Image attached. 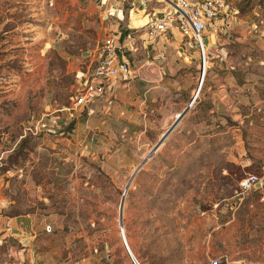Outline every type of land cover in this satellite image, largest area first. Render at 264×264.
<instances>
[{"label":"rangeland","instance_id":"1","mask_svg":"<svg viewBox=\"0 0 264 264\" xmlns=\"http://www.w3.org/2000/svg\"><path fill=\"white\" fill-rule=\"evenodd\" d=\"M102 1L0 0V264H133L127 234L136 238L145 215L150 227L152 212L161 222L152 240L149 228V238L137 237L144 253L183 249L196 264H264V0H223L221 28L205 30L224 52L179 119L199 84L188 63L170 72L164 111L95 145L70 140L67 124L64 147L57 132L29 125L48 103L69 105L71 69L100 44L98 12L127 4ZM40 4L61 10L48 33L58 41L41 55L32 41ZM121 16L127 22V11ZM169 126L163 148L140 164ZM248 174L260 185L241 189Z\"/></svg>","mask_w":264,"mask_h":264},{"label":"crops","instance_id":"2","mask_svg":"<svg viewBox=\"0 0 264 264\" xmlns=\"http://www.w3.org/2000/svg\"><path fill=\"white\" fill-rule=\"evenodd\" d=\"M40 7L39 14L41 19L37 21V30L32 31L34 37L37 36V38L32 41H38L40 47L42 46L41 50H39L41 55L49 48H52L58 41L57 39L50 40L48 33L51 29L56 30L59 27L61 10L56 8V6L52 7L49 5L47 7L43 6V4H40ZM121 9L120 5L114 4L113 7L109 6L104 9L102 14L98 12L100 23L98 24L99 32L97 34L98 36L99 33L101 35V38L98 39L101 44L102 39L109 36L118 37L121 40L122 34L126 29H130L133 32L132 35L135 38L134 46L130 51L126 52V57L130 63V74L125 78L118 77L110 81L104 88L102 98L96 99L83 107L74 106L72 102L75 94L82 88L83 77L92 68L99 53L100 44L96 45L91 54L87 53L90 55L89 63L84 66L71 67V71L74 74V85L73 94L69 96V105L65 107L59 104L56 107V102L48 103L46 105L48 109H45L38 118L30 122V128L32 127L34 130L40 129L43 134L51 133L55 135L57 132L55 140L64 141V147L65 143H69V139L62 137L61 133L62 127L67 124L72 126L70 129L71 133L68 134L70 140L80 136L85 143L91 142L93 145L105 140L109 141L112 136L119 135L120 137L127 130L132 131L130 124L140 122L142 119L141 115L144 116L148 111H152L154 114L164 111L166 103H163L160 97L162 93L172 88V82L168 81L170 72L174 71V69L177 70L179 66L182 67L186 63L190 66H195L197 69V50L190 40L180 36L179 39L176 37V40H174L170 37L172 33L156 34L153 39H150L146 36L148 27L144 26V24L141 25L142 20L133 19L131 21L132 27L129 25V18L125 23L120 22L122 20L121 14L126 12V9H123L124 11ZM139 16V18H146L144 15ZM101 21H104V24ZM122 26L125 28L122 29ZM58 36L59 33H57ZM26 62L29 63V56L26 57ZM27 65H29L27 69V72H29L31 64ZM176 88L179 89V87ZM196 92L193 94L194 97ZM194 97L187 102L186 106L192 104ZM185 107L179 112L182 116L187 110ZM169 129H171V126L166 128L167 135V132L161 133L151 147L150 151L152 152L149 151L150 153L163 148L168 135L173 133L172 129L171 131ZM259 185L255 184L254 187ZM147 217L145 215L143 217L144 222L138 223L136 238H133L129 232L127 234L130 250L135 257V262L131 261L133 264H196V260L191 258L190 252L183 249H152L150 253H144L143 249L139 247L137 237L140 240L143 237L149 238L145 234L149 228L152 240L154 238L152 233L159 228V222H161L159 221V215L152 212L150 215V227H148L146 224Z\"/></svg>","mask_w":264,"mask_h":264},{"label":"built area","instance_id":"3","mask_svg":"<svg viewBox=\"0 0 264 264\" xmlns=\"http://www.w3.org/2000/svg\"><path fill=\"white\" fill-rule=\"evenodd\" d=\"M124 3L128 17L131 14L146 17L144 26L148 27V38L153 39L156 34L177 33L181 38L185 37L192 42L197 50L199 84L210 68L212 58L221 59L224 51L217 48L205 29L221 28V17L225 16L223 0H124ZM126 30L128 31L124 30L121 40L112 36L102 39L93 66L83 77L81 90L75 94L72 102L74 106L83 107L102 98L104 88L110 81L130 74L126 52L133 48L135 38L130 29ZM179 115L181 113L175 118L178 119ZM255 184H260V179L255 174H248L239 181L241 189H248ZM4 227L6 232L10 231L8 222L4 223ZM208 264L221 263L218 258H213Z\"/></svg>","mask_w":264,"mask_h":264},{"label":"bare ground","instance_id":"4","mask_svg":"<svg viewBox=\"0 0 264 264\" xmlns=\"http://www.w3.org/2000/svg\"><path fill=\"white\" fill-rule=\"evenodd\" d=\"M140 16L139 15H133V14H131L130 15V17H129V25L131 26V21L133 20V19H139V20H142L143 22H142V24L141 25H143L144 23H145V21H146V19L145 18H139ZM140 25V26H141ZM132 27V26H131ZM202 83H203V81L199 84V86H197L196 85V87H195V89H194V91H193V93H192V95L195 93V90H196V88L198 87V89H197V92H196V94H195V97L198 95V93H199V91H200V88H201V86H202ZM191 105V104H190ZM189 105V106H190ZM177 115H178V113H176V114H174V117H177ZM180 117V115L178 116V118Z\"/></svg>","mask_w":264,"mask_h":264},{"label":"water","instance_id":"5","mask_svg":"<svg viewBox=\"0 0 264 264\" xmlns=\"http://www.w3.org/2000/svg\"><path fill=\"white\" fill-rule=\"evenodd\" d=\"M195 92H196V91H195ZM193 97H194V95L190 98V100H192ZM190 100H189V101H190ZM181 116H182V114H181ZM171 128H172V126H171ZM168 131H169V130H168ZM167 134H168V132L166 133V135H167ZM142 163H143V162H141L140 164H142ZM119 222H120V218H119ZM120 232H121V231H120ZM122 239H123V238H122ZM124 247L127 249V247H126V245H125V242H124ZM104 248H105V251H106V250H107V245H105ZM106 258L109 259V258H110V255L107 254V255H106Z\"/></svg>","mask_w":264,"mask_h":264},{"label":"flooded vegetation","instance_id":"6","mask_svg":"<svg viewBox=\"0 0 264 264\" xmlns=\"http://www.w3.org/2000/svg\"><path fill=\"white\" fill-rule=\"evenodd\" d=\"M150 152H152V151H150ZM150 152L148 153V155L146 156V158H144L141 162L144 163V162L148 159V156H150V155L153 154V153H150ZM141 162H140V163H141ZM143 163H142V164H143ZM104 249H105V248H104Z\"/></svg>","mask_w":264,"mask_h":264},{"label":"trees","instance_id":"7","mask_svg":"<svg viewBox=\"0 0 264 264\" xmlns=\"http://www.w3.org/2000/svg\"><path fill=\"white\" fill-rule=\"evenodd\" d=\"M125 31H128V30H125Z\"/></svg>","mask_w":264,"mask_h":264}]
</instances>
